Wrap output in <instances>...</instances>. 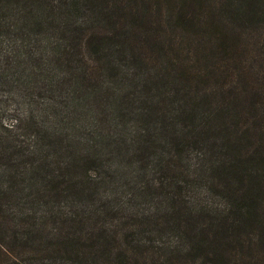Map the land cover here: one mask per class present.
I'll return each instance as SVG.
<instances>
[{
  "label": "trees",
  "instance_id": "16d2710c",
  "mask_svg": "<svg viewBox=\"0 0 264 264\" xmlns=\"http://www.w3.org/2000/svg\"><path fill=\"white\" fill-rule=\"evenodd\" d=\"M0 85V264H264V0H0Z\"/></svg>",
  "mask_w": 264,
  "mask_h": 264
},
{
  "label": "rangeland",
  "instance_id": "374dc122",
  "mask_svg": "<svg viewBox=\"0 0 264 264\" xmlns=\"http://www.w3.org/2000/svg\"><path fill=\"white\" fill-rule=\"evenodd\" d=\"M116 85V84H113ZM27 101L24 98H19L18 93L16 90H12L11 87L7 85H0V133L4 132L6 128H9L10 126L14 125L15 120L14 117H20V120L23 122L25 120V111L27 108ZM47 124L49 121H46ZM59 135L61 134L65 137H72L76 136L79 131L71 129V130H66L62 131L61 129H57ZM34 131H29L28 133L25 134V138L30 141V136L33 134ZM117 159L115 157L109 156L106 161H111L113 163H118L116 161ZM122 166V168L119 169V171L114 175V178L117 181H123L124 178H127L128 174H132V172L136 171L137 167L134 164L128 163L125 158L121 160L120 163H118ZM122 213H126L125 215L120 216L119 218H123L121 220V230L122 231H128L130 229V224L134 223L136 221L137 217L135 215L128 214V211H124ZM159 216V215H157ZM158 218V217H157ZM158 220H161L160 218ZM159 223V222H158ZM147 226H149L147 224ZM159 233H150L148 234L149 237L145 238V240L141 237L138 238L137 243L139 244L140 249H146L149 247H154L153 251H145L147 255H155L157 257L159 253L165 251L166 247L172 243L174 240V236L168 234L167 231L159 230ZM2 260L5 261V263H16V264H33L32 259H30V256H33V254H30L28 258L26 256H19V257H12L9 254H3L1 255ZM159 257V256H158ZM33 258V257H31Z\"/></svg>",
  "mask_w": 264,
  "mask_h": 264
}]
</instances>
